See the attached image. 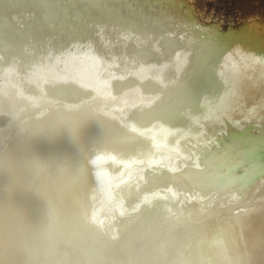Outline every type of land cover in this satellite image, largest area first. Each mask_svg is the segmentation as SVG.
<instances>
[{
    "label": "bare ground",
    "instance_id": "obj_1",
    "mask_svg": "<svg viewBox=\"0 0 264 264\" xmlns=\"http://www.w3.org/2000/svg\"><path fill=\"white\" fill-rule=\"evenodd\" d=\"M259 24L0 0V264H264Z\"/></svg>",
    "mask_w": 264,
    "mask_h": 264
},
{
    "label": "rangeland",
    "instance_id": "obj_2",
    "mask_svg": "<svg viewBox=\"0 0 264 264\" xmlns=\"http://www.w3.org/2000/svg\"><path fill=\"white\" fill-rule=\"evenodd\" d=\"M190 2L196 18L204 28L214 27L220 32H227L245 28L249 23L264 25V0H190Z\"/></svg>",
    "mask_w": 264,
    "mask_h": 264
},
{
    "label": "water",
    "instance_id": "obj_3",
    "mask_svg": "<svg viewBox=\"0 0 264 264\" xmlns=\"http://www.w3.org/2000/svg\"><path fill=\"white\" fill-rule=\"evenodd\" d=\"M247 160V166H251V164H257V166L262 167L259 170H257L254 174H260L261 172H264V152H260L259 154H256L255 156L250 154L248 157L245 158ZM255 164V165H256ZM253 166V165H252ZM68 201V200H67ZM66 201V202H67Z\"/></svg>",
    "mask_w": 264,
    "mask_h": 264
}]
</instances>
